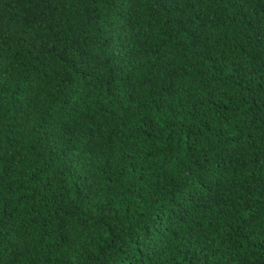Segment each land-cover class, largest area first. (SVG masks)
Wrapping results in <instances>:
<instances>
[{"label": "trees", "instance_id": "16d2710c", "mask_svg": "<svg viewBox=\"0 0 264 264\" xmlns=\"http://www.w3.org/2000/svg\"><path fill=\"white\" fill-rule=\"evenodd\" d=\"M0 264H264V0H0Z\"/></svg>", "mask_w": 264, "mask_h": 264}]
</instances>
